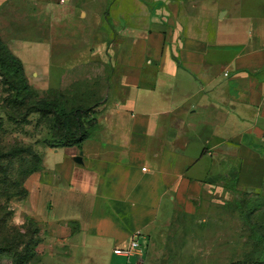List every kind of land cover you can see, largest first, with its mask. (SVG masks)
Here are the masks:
<instances>
[{
	"label": "crops",
	"instance_id": "crops-1",
	"mask_svg": "<svg viewBox=\"0 0 264 264\" xmlns=\"http://www.w3.org/2000/svg\"><path fill=\"white\" fill-rule=\"evenodd\" d=\"M107 10L93 32L113 62L98 127L78 151L45 153L27 200L52 231L45 251L64 264L151 232L163 206L188 207L229 161L237 190L264 193V0H111Z\"/></svg>",
	"mask_w": 264,
	"mask_h": 264
},
{
	"label": "rangeland",
	"instance_id": "rangeland-1",
	"mask_svg": "<svg viewBox=\"0 0 264 264\" xmlns=\"http://www.w3.org/2000/svg\"><path fill=\"white\" fill-rule=\"evenodd\" d=\"M110 1L0 0V264H64L51 257L53 251H45L55 243L52 231L27 204L38 186L45 153L58 149L52 146L61 138L57 114L37 109L41 100L67 114L82 108L84 128L93 135L113 68L104 58L108 47L98 44L93 32ZM8 51L22 62L32 93L13 88L15 77L1 64ZM82 144L61 148L78 151ZM34 154L42 157V168L23 179L20 171L31 168ZM59 159L60 155L51 158ZM228 164L227 172L201 179L205 188L188 207L163 206L161 220L140 235V256L124 258L114 254L115 247L108 254L99 246L84 253V261L264 264V193L237 190L236 163Z\"/></svg>",
	"mask_w": 264,
	"mask_h": 264
},
{
	"label": "trees",
	"instance_id": "trees-1",
	"mask_svg": "<svg viewBox=\"0 0 264 264\" xmlns=\"http://www.w3.org/2000/svg\"><path fill=\"white\" fill-rule=\"evenodd\" d=\"M107 14L108 10L106 15ZM1 64L3 68L8 69L15 77V83L12 86L16 91L32 93L24 74L23 64L15 55L8 51L6 53V57L2 59ZM37 110L50 111L57 114L56 126L57 132L61 138L54 146H52V148L80 145L90 137L82 122V113H85L82 108L74 109L69 114H67L59 110L55 104H50L45 100H41ZM33 158L34 163L32 164L31 168H22L20 171V175L23 179L42 168V157L40 155L34 154Z\"/></svg>",
	"mask_w": 264,
	"mask_h": 264
},
{
	"label": "built area",
	"instance_id": "built-area-1",
	"mask_svg": "<svg viewBox=\"0 0 264 264\" xmlns=\"http://www.w3.org/2000/svg\"><path fill=\"white\" fill-rule=\"evenodd\" d=\"M143 170L146 171L147 168H144ZM140 238V234L133 235L128 245L124 247H116L113 250L114 254L124 258L140 256L142 254V242Z\"/></svg>",
	"mask_w": 264,
	"mask_h": 264
},
{
	"label": "water",
	"instance_id": "water-1",
	"mask_svg": "<svg viewBox=\"0 0 264 264\" xmlns=\"http://www.w3.org/2000/svg\"><path fill=\"white\" fill-rule=\"evenodd\" d=\"M82 155H83V154L80 153V155L77 157L76 160H77L78 163H81V162H82Z\"/></svg>",
	"mask_w": 264,
	"mask_h": 264
}]
</instances>
